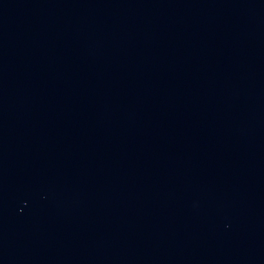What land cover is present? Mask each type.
<instances>
[{
    "label": "water",
    "instance_id": "95a60500",
    "mask_svg": "<svg viewBox=\"0 0 264 264\" xmlns=\"http://www.w3.org/2000/svg\"><path fill=\"white\" fill-rule=\"evenodd\" d=\"M0 264H264V0H0Z\"/></svg>",
    "mask_w": 264,
    "mask_h": 264
}]
</instances>
